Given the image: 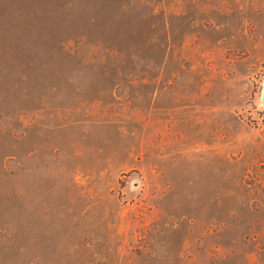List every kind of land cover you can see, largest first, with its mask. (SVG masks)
<instances>
[{
  "label": "rangeland",
  "instance_id": "1",
  "mask_svg": "<svg viewBox=\"0 0 264 264\" xmlns=\"http://www.w3.org/2000/svg\"><path fill=\"white\" fill-rule=\"evenodd\" d=\"M263 88L264 0H0V264H264Z\"/></svg>",
  "mask_w": 264,
  "mask_h": 264
},
{
  "label": "trees",
  "instance_id": "2",
  "mask_svg": "<svg viewBox=\"0 0 264 264\" xmlns=\"http://www.w3.org/2000/svg\"><path fill=\"white\" fill-rule=\"evenodd\" d=\"M252 210L256 213L261 212V209L257 206L253 207ZM253 225L257 226V229L252 231V237L253 236H254V238L258 237V235L264 237V220H263L262 224H261V220L253 221ZM258 250H261V249H258Z\"/></svg>",
  "mask_w": 264,
  "mask_h": 264
},
{
  "label": "water",
  "instance_id": "3",
  "mask_svg": "<svg viewBox=\"0 0 264 264\" xmlns=\"http://www.w3.org/2000/svg\"><path fill=\"white\" fill-rule=\"evenodd\" d=\"M259 101L261 104H264V88L261 91L260 97H259Z\"/></svg>",
  "mask_w": 264,
  "mask_h": 264
}]
</instances>
